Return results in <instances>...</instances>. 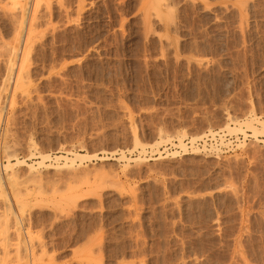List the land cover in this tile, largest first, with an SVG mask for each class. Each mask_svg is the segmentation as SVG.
Masks as SVG:
<instances>
[{
    "label": "rangeland",
    "instance_id": "374dc122",
    "mask_svg": "<svg viewBox=\"0 0 264 264\" xmlns=\"http://www.w3.org/2000/svg\"><path fill=\"white\" fill-rule=\"evenodd\" d=\"M260 121L264 0H0V259L264 264Z\"/></svg>",
    "mask_w": 264,
    "mask_h": 264
},
{
    "label": "bare ground",
    "instance_id": "6f19581e",
    "mask_svg": "<svg viewBox=\"0 0 264 264\" xmlns=\"http://www.w3.org/2000/svg\"><path fill=\"white\" fill-rule=\"evenodd\" d=\"M153 11H154V10H153ZM155 15H156V14H155ZM196 83H197V82H196ZM253 115H254V114H253ZM254 120L258 123V119L255 118V117H254V118L252 117L251 120H248V121H246V122H243V124H245L248 128H251V129L253 130V132L256 134L258 131H257L256 127L254 126V125H255V124L253 123ZM252 121H253V122H252ZM256 122H255V123H256ZM261 122H262V121H260V124L264 127V123H261ZM209 125H210V124H209ZM246 126H245V127H246ZM239 127H240V126H239ZM225 128H227L229 131L231 130V129L228 127V125H227ZM232 129H235V128L233 127ZM237 129H239V128H237ZM255 134H254V135H255ZM135 137H136V136H135ZM135 137H134V138H135ZM170 138H171V137H170ZM194 139H195V138L192 137V138H191V141H193ZM136 140H137V139H136ZM178 141H179V145L183 148V150H185V147H184L185 145L182 144L181 138H179ZM155 142H156V141H155ZM159 142H160V141H159ZM159 142H157L156 145H158ZM227 143H228V142H227ZM135 144H136V143H135ZM139 144H140V142H139ZM141 144H142V143H141ZM136 145H137V144H136ZM142 146H143V145H142ZM144 146H146V145L144 144ZM241 147H242V146H241ZM182 152H183V151H182ZM122 155H123V154H122ZM85 156H86V155H85ZM120 156H121V155H120ZM48 157H49L48 155H44V156H42L41 159L43 160V159L48 158ZM89 157H90V156H89ZM55 158L57 159L58 157H55ZM74 158L82 159V158H84V155L76 154V153H75V154H74ZM64 159H67V157L64 158ZM67 160H68V159H67ZM22 162H23V161H19V160H17V164H18V163H22ZM13 164H14V163H13ZM13 164H12V165H13ZM10 165H11V163H9V162L7 161V164H6L4 167H5V168L8 167V166L10 167ZM28 165H29V164H28ZM0 167H2L1 169H3L2 164L0 165ZM93 185H94V183H93ZM90 188H91V187H90ZM90 188H89V189H90ZM87 189H88V188H87ZM21 245H22V244H21ZM33 247H34V246H33ZM30 248H31V247H30ZM4 252L7 253V250L4 251ZM30 253H31V252H30ZM8 254H9V253H8ZM9 256H10V254L7 256V258H8ZM3 257H4V255H3L2 258L0 259V261L2 260L1 262H3ZM4 258H5V257H4ZM8 260H9V259H8ZM15 260H16V259H15ZM5 261H6V258H5V260H4V263H5ZM9 262H10V260L7 261V263H9ZM10 263H11V262H10ZM13 263L15 264V262H13ZM1 264H2V263H1ZM5 264H6V263H5ZM16 264H17V263H16Z\"/></svg>",
    "mask_w": 264,
    "mask_h": 264
}]
</instances>
